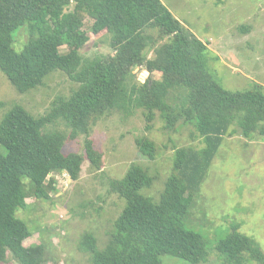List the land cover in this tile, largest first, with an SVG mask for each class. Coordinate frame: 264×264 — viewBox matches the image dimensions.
<instances>
[{
  "label": "trees",
  "instance_id": "obj_1",
  "mask_svg": "<svg viewBox=\"0 0 264 264\" xmlns=\"http://www.w3.org/2000/svg\"><path fill=\"white\" fill-rule=\"evenodd\" d=\"M86 16L94 19L93 31L109 33L113 53L83 56L90 39ZM24 26L29 38L17 51L15 35ZM64 45L68 49L62 52ZM208 49L163 0H0V69L15 88L23 93L43 85L56 70L78 83L75 94L56 97L43 114L15 104L0 121V263L9 250L20 264L37 261L34 247L24 243L33 232L17 216L28 206L24 181H31L37 198L49 199L50 191H58L54 177L47 181L51 174L65 171L76 181L86 160L101 169L104 153L94 146L92 126L107 113L139 108L147 130L158 111L167 129L194 126L202 146L176 148L177 176L165 180L157 195L143 192L159 180L144 165L133 164L123 178L110 179V189L125 206L105 247L88 232L81 248L90 252L93 264H162L166 253L193 264L206 259L207 241L185 224L193 198L225 137L236 134L233 125L248 139L264 136V87L226 88L208 65ZM137 67L150 71L145 81ZM79 135L86 138L84 150L65 152V140ZM136 142L143 155L155 158L153 139L143 135ZM239 229L235 223L218 241L226 264H264L260 243Z\"/></svg>",
  "mask_w": 264,
  "mask_h": 264
},
{
  "label": "rangeland",
  "instance_id": "obj_2",
  "mask_svg": "<svg viewBox=\"0 0 264 264\" xmlns=\"http://www.w3.org/2000/svg\"><path fill=\"white\" fill-rule=\"evenodd\" d=\"M163 2L207 43L208 65L226 88L243 90L255 83L264 87V0ZM93 22L89 16L84 19L90 39L82 48L83 56L92 58L113 53L109 33L93 31ZM28 38L27 28L21 27L15 35V49L22 51ZM67 49L65 45L61 47L62 52ZM148 51L152 53L151 49ZM134 71L141 81L150 75L144 67ZM77 90V82L56 70L47 76L43 85L22 93L0 69V101L5 103L0 106V121L15 104H20L30 114L40 115L56 97L67 99ZM146 123L142 108L128 114L107 113L90 132L94 146L104 153L103 167L96 169L88 160L84 161L76 181L65 171L48 175L47 181L54 177L58 188L49 192V199L37 198L31 181H24L28 206L19 209L17 216L25 220L33 232L24 243L34 247L36 264H93L90 252L81 248L82 237L91 232L97 237L99 247H105L126 203L110 189L109 180L123 178L133 164L144 165L159 180L143 192L157 195L165 180L177 176L173 168L176 148L202 146V138L191 124L179 125L176 130L167 129L158 111L150 130L146 129ZM233 127L236 134L225 137L185 219L186 226L201 233L207 241L206 259L198 264H226V256L217 245L235 223L264 249V136L248 139L236 125ZM143 135L157 144L154 159L143 155L136 142V138ZM85 140L84 135L68 138L64 151L82 152ZM184 197L189 198L190 194L186 192ZM8 252V259L0 264H20L12 252ZM161 257L162 264H193L168 253ZM247 264L258 262L250 260Z\"/></svg>",
  "mask_w": 264,
  "mask_h": 264
}]
</instances>
